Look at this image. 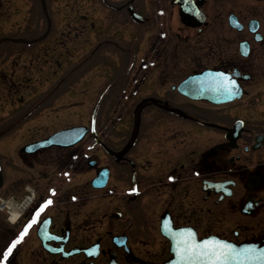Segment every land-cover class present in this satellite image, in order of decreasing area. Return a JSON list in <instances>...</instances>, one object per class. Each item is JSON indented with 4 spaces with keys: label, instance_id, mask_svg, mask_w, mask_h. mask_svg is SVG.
Wrapping results in <instances>:
<instances>
[{
    "label": "flooded vegetation",
    "instance_id": "obj_1",
    "mask_svg": "<svg viewBox=\"0 0 264 264\" xmlns=\"http://www.w3.org/2000/svg\"><path fill=\"white\" fill-rule=\"evenodd\" d=\"M171 1L178 29L193 34L189 39L178 32L172 46L182 51L194 46L191 53L175 55L167 65L165 51L169 49L161 40L138 59L135 55L126 59L132 65L116 74L119 64L114 55L109 56L112 60L104 66V74L95 79L99 92L91 93L88 102L75 103L83 106L86 102L84 108L92 110L90 125L82 123L90 127L82 140L31 154L20 152L21 146L25 175L19 174L23 167L8 152L0 154V195L16 199L23 195L19 185L25 184L34 191L32 204L15 225L6 224L1 216L0 250L18 237L38 206L48 200L51 203L37 223L27 230L36 243L37 264H108L111 258L117 264H163L170 257L163 225L188 227L198 238L214 235L235 243L264 244V101H258V95H264V86L258 84L264 79L260 72L264 67V8L254 7V0L240 1L238 10H230L227 21L218 24L232 32L228 35L211 28L204 10L206 0L200 5L205 20L196 27L180 21L179 4ZM229 15L235 16L239 28L230 24ZM144 18L139 25L142 37L150 32ZM254 20L256 32L249 28ZM204 35L196 46L191 43ZM242 44L247 55L241 52ZM45 46L31 55L44 52ZM204 70L231 75L241 95L212 103L184 94L183 89L193 87L182 89L180 84ZM18 75L30 80L28 74ZM7 77L12 81L11 75ZM44 78L49 80V76ZM31 106L1 129L0 141L10 128L30 120ZM121 108L123 116L118 119L107 116L108 109ZM133 111L139 119L129 117ZM38 160L45 162V171L35 169ZM101 170H106L107 178L98 186L93 180ZM41 228L49 238L44 245L38 239ZM91 246H97V255L89 258L84 250ZM19 247L18 243L15 249Z\"/></svg>",
    "mask_w": 264,
    "mask_h": 264
},
{
    "label": "rangeland",
    "instance_id": "obj_2",
    "mask_svg": "<svg viewBox=\"0 0 264 264\" xmlns=\"http://www.w3.org/2000/svg\"><path fill=\"white\" fill-rule=\"evenodd\" d=\"M240 1L251 0H206L204 10L211 28L215 27L217 34H224L226 31L231 35L232 32L227 31V27L218 24L227 21L230 10H238L237 4ZM129 2L131 5L136 4L137 10L140 8L141 14L148 19L150 32L145 37H142L141 26L128 19L126 7ZM254 3V7L264 8V0H257V3L254 0ZM0 10V133L3 131L1 129L8 126L7 123L26 113L31 105L33 110L28 111L32 113L30 120L10 128L6 131L8 136L0 141V154L6 155L8 152L10 158L23 167L20 168V175H25L27 169L25 163H22L25 159H22L18 151L21 146L33 138L47 137V134L71 125L89 124L91 110L84 108L86 102L83 106L75 103L88 102L87 98L91 93L99 92L95 79L104 74V66H108L112 60L108 59L109 56L112 58L114 55L115 62L119 64L114 70L116 74L122 69L128 70L132 65L131 61L126 63V59L133 55L138 59L147 52L151 44L155 45L161 40L160 44L166 42L164 47L169 49L165 51L167 65L175 55L182 57L194 49V46L190 50L184 47L183 51L173 48L178 32L189 39L193 34L178 29L176 10L171 7L169 0H1ZM121 23L125 26H120ZM106 27L109 30H105ZM205 37L206 35L196 38L191 43L195 45ZM165 38L166 41L163 40ZM8 44L12 47L6 49ZM42 44L46 45V50L31 55L32 51L40 50ZM171 47L176 51L170 50ZM259 58L262 59L263 56L259 55ZM102 60L107 62L103 63ZM60 64L63 65L62 68ZM21 69H28V73ZM263 70L264 67L260 72L264 73ZM15 71L17 74L12 75ZM18 72L24 76L28 74L30 80L23 81V76H19ZM9 75L13 78L12 81L7 77ZM45 75L49 76L48 81H44ZM29 83L31 85L28 87ZM258 84L264 86V79ZM260 96L262 98L258 95V101H264V95ZM18 97L21 102L19 105ZM10 101L14 102L13 105ZM123 110L121 108L115 112L108 109L106 113L107 116L118 119L123 116ZM137 111L128 113L129 117L139 119ZM40 162L39 166L35 163V169L45 171V162ZM19 186L23 193L24 186ZM1 208L0 205V218L4 217V222L8 224ZM21 242L14 264H37L34 263L36 243L28 232Z\"/></svg>",
    "mask_w": 264,
    "mask_h": 264
},
{
    "label": "water",
    "instance_id": "obj_3",
    "mask_svg": "<svg viewBox=\"0 0 264 264\" xmlns=\"http://www.w3.org/2000/svg\"><path fill=\"white\" fill-rule=\"evenodd\" d=\"M202 2L203 0H172L173 4H179L180 21L185 25L194 27L201 25L205 20V15L200 9ZM128 12L132 20L136 23L144 22V19L139 14L135 13L131 6L128 7ZM228 20L232 26L238 28L240 27L234 15H230ZM250 23V30L255 31L256 21H252ZM241 52L243 55L247 54L248 51L245 49V44H242ZM185 85L192 86L193 88L185 90L183 89V86ZM197 86L201 87L196 88ZM204 86V90H201ZM179 87L183 89V93L191 98H204L214 103L230 101L239 96L235 84L228 79V76L215 72H204L194 76H189L180 84ZM87 131L88 128L85 126L65 128L51 134L44 140L36 141L23 146L22 151L25 153H32L50 146L66 147L81 140ZM235 136L236 131L231 134V139L233 140ZM106 178V171L100 172V175L94 180V182L96 185L102 186L106 181ZM161 231L162 234L170 241L169 252L171 254V258L164 264H211V261L207 258H197L193 256L191 260H188L186 258H182L181 255L185 247V242L191 246L202 245L205 241H208L211 244L228 246L224 249V251L229 253V255L227 260L223 261L222 264H264V245L255 243L235 244L219 239L215 236L197 239L195 233L188 227L171 229L170 226L163 225ZM38 236L42 241V244L49 239L46 237L43 228L38 231ZM86 252L88 253V256H95L97 255V247H94L93 250L92 248L88 249ZM108 264L117 263L114 261V258H111Z\"/></svg>",
    "mask_w": 264,
    "mask_h": 264
},
{
    "label": "snow or ice",
    "instance_id": "obj_4",
    "mask_svg": "<svg viewBox=\"0 0 264 264\" xmlns=\"http://www.w3.org/2000/svg\"><path fill=\"white\" fill-rule=\"evenodd\" d=\"M132 191H136V189H132ZM51 203V200L46 201L44 204L38 206L35 214L32 216L31 220L25 226L24 231H22L16 239L11 240V242L7 245L6 250L3 251V259H6L8 255L12 252V250L19 243L20 239L26 234L27 230L33 225L37 223V218L40 216V213L44 211V208ZM226 245H217L211 244L208 241H205L202 245H191L189 246L187 242H185V247L183 252L181 253L182 258H186L191 260L193 256L197 258H207L211 261V264H222L223 261L227 260L229 253L224 251ZM3 259H0V264H3Z\"/></svg>",
    "mask_w": 264,
    "mask_h": 264
},
{
    "label": "bare ground",
    "instance_id": "obj_5",
    "mask_svg": "<svg viewBox=\"0 0 264 264\" xmlns=\"http://www.w3.org/2000/svg\"><path fill=\"white\" fill-rule=\"evenodd\" d=\"M26 202H22L20 205L16 206L14 204L10 205L9 211L11 213L10 215V221L14 223L16 221V218L20 215V213L23 211L24 207H26Z\"/></svg>",
    "mask_w": 264,
    "mask_h": 264
}]
</instances>
